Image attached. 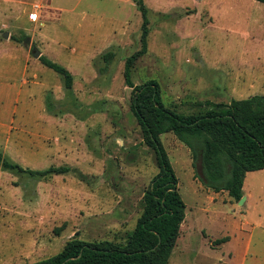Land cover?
<instances>
[{"label":"rangeland","instance_id":"374dc122","mask_svg":"<svg viewBox=\"0 0 264 264\" xmlns=\"http://www.w3.org/2000/svg\"><path fill=\"white\" fill-rule=\"evenodd\" d=\"M136 1L0 0V151L24 168H70L47 177L0 168V264L42 260L74 236L124 243L141 215L159 168L123 78L126 57L141 46ZM143 2L150 31L146 52L131 68L134 84L157 80L164 104L183 113L198 102L241 98L234 93L257 84L263 3ZM9 46L28 52L26 84ZM34 50L70 71L71 88ZM108 50L114 56L106 63ZM160 140L185 204L168 264H264V225L252 229L239 220L250 205L249 218L261 219L264 168L246 172L243 190L252 199L238 204L226 191L201 184L188 148L172 132ZM223 236L228 241L215 243Z\"/></svg>","mask_w":264,"mask_h":264},{"label":"trees","instance_id":"16d2710c","mask_svg":"<svg viewBox=\"0 0 264 264\" xmlns=\"http://www.w3.org/2000/svg\"><path fill=\"white\" fill-rule=\"evenodd\" d=\"M256 1L264 4V0ZM136 3L142 19L141 46L126 57L123 78L132 88L130 109L141 129L143 141L155 153L159 168L143 195V211L124 243L84 241L74 236L58 253L28 264H168L184 220L185 204L178 192L177 176L160 140L166 132H172L188 148L201 184L214 192L226 191L235 201L243 195L246 172L264 168V95L231 99L226 103L206 100L196 103L193 112L183 113L164 104L157 80L132 82V65L146 52L150 31L148 8L143 0ZM113 56L111 50L102 54L106 63ZM38 59L62 76L67 89L71 88L73 76L67 68L44 55ZM0 168L33 177L70 171L64 165L24 168L1 151ZM60 229L56 228V233ZM227 240L228 236H223L215 243Z\"/></svg>","mask_w":264,"mask_h":264},{"label":"crops","instance_id":"0c3cea01","mask_svg":"<svg viewBox=\"0 0 264 264\" xmlns=\"http://www.w3.org/2000/svg\"><path fill=\"white\" fill-rule=\"evenodd\" d=\"M257 24L258 23H255V26ZM261 33H264V32H260V34ZM8 50H9V52H8L9 55H11L14 59H17L18 64L20 66V75H21V77H23V79H21V83L22 84H26L27 83L26 75H28L27 66L29 64V55H28L27 50L25 48L21 47V46H9ZM249 68H251V66H249ZM246 69L249 70L248 68H246ZM257 70L260 72L259 75L256 74V76H254L256 78V80H257V84L256 85L246 84L245 86H242L241 89H239L238 91H236L234 93V94H236L238 96L240 94H242V96H239L241 98H234L233 97L232 99H243V98H247V97H249L251 95H255V94L264 95V65L258 66ZM248 92H256V93L250 94ZM247 93H248V95L245 96ZM242 192H243L242 196L245 197L243 203L246 204V202L248 200L252 199V195L250 193H248V192H245L243 190V185H242ZM213 193H217V192L213 191ZM254 212H255V210H254L252 205H250V207H248V208H243V211L239 212V215H240L239 220L244 225H247L248 227L250 226L252 229L255 228V227H260V226L264 225V204H263L262 213L259 214V216H261L260 220H254V219L249 218L250 216L248 214L249 213H253L254 214ZM182 225H183V221H182V223L180 225V230H181V226Z\"/></svg>","mask_w":264,"mask_h":264},{"label":"water","instance_id":"95a60500","mask_svg":"<svg viewBox=\"0 0 264 264\" xmlns=\"http://www.w3.org/2000/svg\"><path fill=\"white\" fill-rule=\"evenodd\" d=\"M6 35H7V33H5L4 36H6ZM26 41H29V38H27ZM33 55H34L35 57H39V56H40V52H39L38 50H34ZM244 199H245V197L242 196V197L238 200V204H242V203L244 202Z\"/></svg>","mask_w":264,"mask_h":264}]
</instances>
